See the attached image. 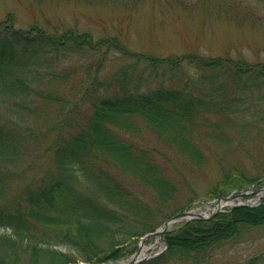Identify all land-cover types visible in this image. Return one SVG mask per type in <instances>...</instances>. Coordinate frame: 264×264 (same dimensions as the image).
Wrapping results in <instances>:
<instances>
[{
  "label": "trees",
  "instance_id": "1",
  "mask_svg": "<svg viewBox=\"0 0 264 264\" xmlns=\"http://www.w3.org/2000/svg\"><path fill=\"white\" fill-rule=\"evenodd\" d=\"M97 1L17 0L32 23L15 26L12 12L0 19V264H92L131 253L140 236L196 198L191 189L180 200L181 180L169 169L174 157L193 171L217 175L205 199L264 175V61L228 52L143 53L120 33L95 36L76 22L50 19L44 9L53 2ZM219 1L217 16L222 5L236 25L259 23L251 3ZM184 64L202 72L205 86L196 93L188 88L191 79L179 85ZM159 71L168 83L161 79L142 90ZM254 95L262 96L256 108ZM253 130L260 147L245 143ZM234 133L242 137L237 147L230 146ZM147 134L165 143L173 158L142 143ZM206 147L225 150L208 159ZM179 177L185 180L182 172ZM258 228H264V199L165 231L166 249L139 264H203L202 254ZM241 264H264V249Z\"/></svg>",
  "mask_w": 264,
  "mask_h": 264
},
{
  "label": "rangeland",
  "instance_id": "2",
  "mask_svg": "<svg viewBox=\"0 0 264 264\" xmlns=\"http://www.w3.org/2000/svg\"><path fill=\"white\" fill-rule=\"evenodd\" d=\"M186 1L190 5L189 8H183L182 5L173 0H139L136 4H133L134 0H128L125 4L121 3L120 0H100L95 4L53 2L44 6V9L50 19L54 20L56 17H61L65 18L68 23L74 24L76 22L79 29L91 30L95 36L106 32L120 33L122 37H125L129 48L143 53L153 52L166 56L196 51L202 55L213 57L228 52L232 57H244L250 62L264 61V0H244L249 5L251 3L254 12L261 17V22L258 20L259 23L254 27L248 25L250 24L248 22L236 25L235 22L228 20L223 15L222 5H218L221 8V14L217 16V10H214V4L218 3L217 0ZM224 1L234 4L239 2V0ZM245 2H241L242 5H245ZM7 12H12L15 18V26L27 27L32 23V15L26 10L25 4H20L17 0H0V19ZM37 15L42 21L41 15ZM118 55L116 52L112 53L110 58L115 59ZM111 63L109 61V65ZM115 63H113L114 67L120 64V62ZM184 67L186 72L179 85L183 86L184 81L191 79L188 88L196 93L200 86H205V82H202L200 78L202 72L194 64H184ZM161 79L166 84L168 83L167 76H163L159 71L158 76L151 81H147L150 83L143 85L142 90H147L150 86H157ZM254 96L255 101H252L251 104L256 108L260 105L262 96ZM244 109L249 113L247 107ZM251 133L253 138L245 141V143L251 141V147H260L262 145L261 139H255L254 137L257 134L256 131L253 130ZM241 138V135L234 133L230 146L237 147L239 143L236 145V142ZM142 143L156 148L164 156L169 155L173 158L172 150L150 134L146 135V141ZM222 150L225 149L219 147V149L216 148L212 151V148L207 149L206 147L207 158L213 159L215 155L222 154ZM156 156L158 161L164 165L165 158L158 153ZM172 162L176 167H169V169L181 180L180 191L184 194L180 200H186L188 196L192 195H188V191L195 189L194 196L196 198H192V201L186 207H191L194 202H200L194 206L196 211L206 213L211 205L205 200V198H208L206 194L210 191V183L216 179L217 175L210 170L205 172L203 168L193 171L176 157L173 158ZM165 165L167 166V163ZM181 172L185 180L179 177ZM263 177L264 175L259 179ZM127 184L136 192L138 191L143 199H148V194L141 187L129 181ZM252 197H256V194H253ZM260 198H264V193ZM178 224L176 223L173 226ZM156 239L153 237L146 240L147 245H151L149 249L151 252L164 248L162 240L159 239L156 242ZM263 249L264 228H258L252 230L248 237L236 242L219 245L206 254H202L201 258L203 262H206L203 264H241L248 257L262 252ZM129 255L130 253H125L121 259L127 260ZM184 262L187 261H171V264H194L191 261ZM79 263L85 264L84 262Z\"/></svg>",
  "mask_w": 264,
  "mask_h": 264
},
{
  "label": "water",
  "instance_id": "3",
  "mask_svg": "<svg viewBox=\"0 0 264 264\" xmlns=\"http://www.w3.org/2000/svg\"><path fill=\"white\" fill-rule=\"evenodd\" d=\"M261 190L264 191V186L260 188ZM248 194V191H243V192H240L238 194H230L228 196H225V197H221L219 199H217L216 203L218 204L221 200H227V199H230L234 196H243V195H246ZM249 205V203H248ZM217 209H215V207L211 208L209 213L205 216V215H200V214H194V213H191L189 211H183V212H179V213H176L174 215H172L171 217L167 218L159 227L158 229H156L154 232H151V233H148L146 234L144 237H142L140 240H139V247L141 248L142 246V242L147 239L148 237H152V236H159L161 239H163V232L171 225L173 224L174 222L176 221H179V220H183V219H197V218H209L211 217L214 213H216ZM153 254H150V255H147V256H140V257H133L131 258V260L127 263V264H137L139 261H141L142 259L146 258V257H149ZM100 264H103V263H100Z\"/></svg>",
  "mask_w": 264,
  "mask_h": 264
},
{
  "label": "bare ground",
  "instance_id": "4",
  "mask_svg": "<svg viewBox=\"0 0 264 264\" xmlns=\"http://www.w3.org/2000/svg\"><path fill=\"white\" fill-rule=\"evenodd\" d=\"M224 202H228V203H234L235 201L234 200H230V201H223V203ZM146 246L145 245H142V247H141V249H140V251H138L137 252V254H138V256H142V255H145L146 254ZM124 262H126V261H124Z\"/></svg>",
  "mask_w": 264,
  "mask_h": 264
}]
</instances>
